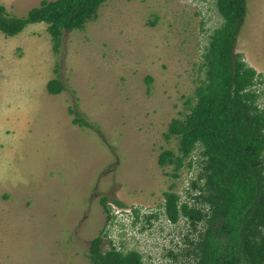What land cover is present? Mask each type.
<instances>
[{
    "label": "rangeland",
    "instance_id": "1",
    "mask_svg": "<svg viewBox=\"0 0 264 264\" xmlns=\"http://www.w3.org/2000/svg\"><path fill=\"white\" fill-rule=\"evenodd\" d=\"M39 1L0 4L23 16ZM213 2L104 0L82 29L62 32L56 52L44 22L0 31V264H91L97 234L100 249L114 244L137 249L147 264L177 263L167 249L188 247V222L166 217L163 191L183 198L196 153L176 176L157 157L176 152L177 138L164 133L203 76V45L221 21ZM233 50L264 70V0H245ZM53 77L58 93L45 88ZM133 207L140 212L130 223Z\"/></svg>",
    "mask_w": 264,
    "mask_h": 264
},
{
    "label": "trees",
    "instance_id": "2",
    "mask_svg": "<svg viewBox=\"0 0 264 264\" xmlns=\"http://www.w3.org/2000/svg\"><path fill=\"white\" fill-rule=\"evenodd\" d=\"M103 1L40 0L23 16L6 14L0 4V31L13 35L26 23L44 22L56 52L62 32L82 29ZM214 8L221 21L203 45V76L193 100L185 101L188 111L171 118L164 133L166 139L177 138L176 152L166 149L157 157L159 165L172 164L171 175L176 176L183 163L191 167L190 155L196 150L197 172L183 198L173 190L163 191V213L173 222L183 217L189 229L184 234L188 247L167 253L175 264H264V91L255 85H264V70H255L233 50L245 0H214ZM45 88L58 93L62 85L53 77ZM71 121L90 126L81 117ZM100 204L108 218L104 196ZM101 239L97 234L90 240L91 264H147L134 248L111 244L100 249Z\"/></svg>",
    "mask_w": 264,
    "mask_h": 264
},
{
    "label": "clouds",
    "instance_id": "3",
    "mask_svg": "<svg viewBox=\"0 0 264 264\" xmlns=\"http://www.w3.org/2000/svg\"><path fill=\"white\" fill-rule=\"evenodd\" d=\"M214 3V2H213ZM217 13V12H216ZM195 152H196V150H194ZM163 206V205H162ZM110 208V207H109ZM138 208V207H137ZM136 207H133L132 208V212H130V211H128V212H130L129 213V222L130 223H132V222H134L135 221V219L137 218V216H138V213L140 212V211H138V209H137ZM142 212V211H141ZM143 213V212H142ZM143 216H144V218H146V219H149L150 217H153V216H157V212L156 211H152V212H144V214H142Z\"/></svg>",
    "mask_w": 264,
    "mask_h": 264
},
{
    "label": "crops",
    "instance_id": "4",
    "mask_svg": "<svg viewBox=\"0 0 264 264\" xmlns=\"http://www.w3.org/2000/svg\"><path fill=\"white\" fill-rule=\"evenodd\" d=\"M245 57H246V58H245L246 63H247L248 65H250V66L252 65V66L254 67V65H253L254 63H252L251 60L247 58V56H245ZM255 68H256V67H255ZM257 71H261V70H257Z\"/></svg>",
    "mask_w": 264,
    "mask_h": 264
},
{
    "label": "built area",
    "instance_id": "5",
    "mask_svg": "<svg viewBox=\"0 0 264 264\" xmlns=\"http://www.w3.org/2000/svg\"><path fill=\"white\" fill-rule=\"evenodd\" d=\"M192 155V154H191ZM188 181H189V179L185 182L186 184H185V187H186V185L188 184Z\"/></svg>",
    "mask_w": 264,
    "mask_h": 264
}]
</instances>
